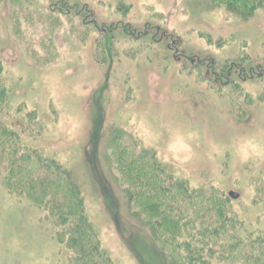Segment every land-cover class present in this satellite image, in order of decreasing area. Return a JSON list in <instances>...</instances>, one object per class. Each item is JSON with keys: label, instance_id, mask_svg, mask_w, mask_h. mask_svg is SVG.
<instances>
[{"label": "rangeland", "instance_id": "obj_1", "mask_svg": "<svg viewBox=\"0 0 264 264\" xmlns=\"http://www.w3.org/2000/svg\"><path fill=\"white\" fill-rule=\"evenodd\" d=\"M2 122L56 161L115 264H167L127 208L111 144L212 188L264 234V12L209 0H0ZM55 229L0 183V264H68Z\"/></svg>", "mask_w": 264, "mask_h": 264}, {"label": "trees", "instance_id": "obj_2", "mask_svg": "<svg viewBox=\"0 0 264 264\" xmlns=\"http://www.w3.org/2000/svg\"><path fill=\"white\" fill-rule=\"evenodd\" d=\"M246 18L264 12V0H209ZM1 75V66H0ZM6 90L0 81V183L30 202L55 229L68 264H115L101 248L85 212L80 185L71 172L36 151L22 149L1 114ZM111 144L117 182L127 208L148 228L167 264H264V234L248 231L233 216V200L212 188L189 192L147 151L126 152Z\"/></svg>", "mask_w": 264, "mask_h": 264}, {"label": "water", "instance_id": "obj_3", "mask_svg": "<svg viewBox=\"0 0 264 264\" xmlns=\"http://www.w3.org/2000/svg\"><path fill=\"white\" fill-rule=\"evenodd\" d=\"M228 196L232 199V200H236L238 198V194L233 193V192H229Z\"/></svg>", "mask_w": 264, "mask_h": 264}]
</instances>
